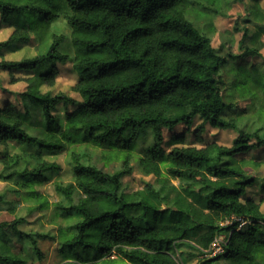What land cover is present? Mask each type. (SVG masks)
<instances>
[{"label": "trees", "instance_id": "1", "mask_svg": "<svg viewBox=\"0 0 264 264\" xmlns=\"http://www.w3.org/2000/svg\"><path fill=\"white\" fill-rule=\"evenodd\" d=\"M231 2L68 0L69 15L63 3L54 0H0L1 22L12 28L8 38L0 41V55L38 40L35 55L0 59V72L9 73L11 82L22 78L15 72L28 73L24 77L27 89L21 93L23 107L10 101L0 104V179L24 187L23 198L38 202L31 208L34 211L48 203L35 185L49 181L62 168L46 159V153L69 147L68 163L74 177L69 186L57 183L67 204L58 201L55 212L70 221L57 235L24 230L25 216L0 222V264H27L31 250L41 258L38 243L45 237L59 240V254L72 258L65 264H99L100 259L102 264H187V257H177L173 251L190 239L207 250L201 251L197 264H232L240 259L234 246V237L243 235L236 228L239 221L224 226L214 221L234 208L236 198L256 177L238 179L239 187H233L227 178L243 173L231 167L232 160L220 163L218 157L194 145L165 149V144L182 140L177 135L166 140L165 129L179 124L191 127L197 112H211L212 124L225 126L215 113L224 107L219 97L226 81L216 74L231 61L237 69L251 64V72L257 74L251 78L259 86L260 53L246 45L259 41L264 26L257 25L256 33L245 30L239 46L246 50L238 55L230 41L214 45L215 19L226 15L224 8ZM259 3L254 0L255 11L243 23H255L252 16L259 15ZM59 19L70 27V35L52 30V23ZM240 22L236 31H240ZM73 50L75 55H71ZM66 63L79 73L73 90L80 94V101L66 93L42 91V86H50L60 74L59 64ZM247 82L233 80L232 86ZM61 105L66 109L63 123L56 113ZM189 105L192 111H184ZM257 107L253 103L241 114ZM150 138L152 144L145 147ZM250 140L238 138L235 147L220 156H250L259 162V157L249 154L264 148V141L249 144ZM13 141L20 144V153H10ZM84 141L110 150L105 158L122 160V169L104 171L83 161L74 145ZM207 144L211 152L213 143ZM133 157L155 180L129 192L123 177L132 171ZM77 189L83 195L78 200L74 196ZM6 195L0 193V203ZM248 201L253 203L252 197ZM252 220L258 225L264 217L253 216ZM224 232L233 233L230 243L223 242V251L210 256L208 250ZM16 240L22 243L19 251L14 249Z\"/></svg>", "mask_w": 264, "mask_h": 264}, {"label": "rangeland", "instance_id": "2", "mask_svg": "<svg viewBox=\"0 0 264 264\" xmlns=\"http://www.w3.org/2000/svg\"><path fill=\"white\" fill-rule=\"evenodd\" d=\"M260 2V0H259ZM235 1H232L229 6H227L226 15H219L215 19V24L217 27L216 33L213 38L214 45L219 47L223 41H230L233 45V49L237 52L240 49L239 42L235 39V34L239 31L235 30V27H230L233 25V17L236 16V9L234 8ZM231 13V15L229 14ZM243 18H240L236 21H242ZM52 30L56 33H64L70 35L71 29L66 24L63 19H59L52 23ZM12 31V28L5 25L1 22L0 18V41L8 38ZM37 38H34L30 42H26L12 49L5 50L3 55H0V59L2 56H5L8 59H22L25 56H33L37 53ZM260 61V60H259ZM60 66V74L58 76L63 79L60 81L57 91L53 89L51 86L44 85L42 86V91L47 92H56L58 93H66L71 97H74L77 100H81V96L78 92L73 90V85L76 83L72 82L74 78V72L71 63L59 64ZM28 75L25 71L15 72V76L22 77L17 82H11V75L7 72H0L1 78V87H0V104L3 105L6 102L10 101L17 104L19 107H23L21 100V93L27 89V81L24 79ZM7 84L8 87L4 85ZM72 109L73 105L70 106ZM57 115L61 118L62 123L66 114V109L61 105L56 112ZM196 123V118L194 119L193 125ZM188 127L186 124H179L173 129H165L166 140L172 139L173 135H177L182 139L176 143L165 144V149L169 151L175 145H196L201 142L203 137L201 136L202 129L204 125H200L199 127L193 128ZM206 135V134H205ZM217 137L220 136V133L216 134ZM215 138H212L214 140ZM205 143L210 142L209 140H205ZM77 148L78 152L83 156V161L96 164L98 167L102 168L104 171L114 172L122 169L123 161L115 160L112 158H105V154L109 153L110 150H106L107 148L96 145L91 141H84L82 143H78L74 145ZM10 153H20L22 148L20 144L16 142H11L9 144ZM68 150H63L56 154L46 153L44 157L50 161H56L61 165V169L58 172H54L50 175V180L44 183L36 184L35 188L43 194V197L48 200L47 206L32 211V207L38 205V202L35 200H28L23 198L22 191L24 187L20 186L19 183L15 181L1 180L0 179V193L6 192V201L0 203V222L1 221H12L16 217L25 216L27 221L22 228L28 232L40 231L42 233H49L57 235L61 226H67L70 221L68 218L63 217L61 215L56 214L55 205L56 203L62 202L67 204V200L63 192L57 190V183H63L65 186H69L74 183V177L71 169V165L68 163L69 154ZM251 156L259 157V159L264 158V148L253 150L250 152ZM135 161V163H130L132 166V171L126 174L123 177V183L125 189L129 192L135 191L137 189H141L146 183L152 182L155 180V176L152 174L145 173L139 162L137 157H133L131 162ZM2 164L0 162V168ZM173 183L178 184V179H171ZM20 189V192L18 191ZM74 196L76 200L81 198L83 195L77 189L74 192ZM190 241H194L193 239L185 240L180 245L179 248L175 249L173 253L177 257L185 256L187 257V264H197L199 262L201 255V251L197 249V244L190 243ZM39 249L42 251L43 256L40 258L37 253L31 250L28 254L29 257L27 259V264H32L33 262L36 264L38 261L39 264H65L68 261H71L72 258H63L59 252V240L52 239L51 237H45L40 239L38 243ZM22 248V243L18 240L14 243V249L19 251ZM219 249V251H217ZM223 251V241L218 240L213 244L212 248L208 250L210 252V256L215 255ZM109 257L113 258L114 255H110ZM102 259L99 260V264H102ZM225 264V263H221Z\"/></svg>", "mask_w": 264, "mask_h": 264}, {"label": "clouds", "instance_id": "3", "mask_svg": "<svg viewBox=\"0 0 264 264\" xmlns=\"http://www.w3.org/2000/svg\"><path fill=\"white\" fill-rule=\"evenodd\" d=\"M55 3H63L64 10L71 14V10L67 8L68 0H54ZM231 2V0H229ZM254 0H235L234 8L236 16L233 17V25L236 26V21L240 18H246L250 13H253L255 9L252 7ZM259 15H253L252 19L255 21L254 24H245L242 21L239 23L240 31L235 34V39L240 42L245 36V30H248L249 34L256 33L259 31L257 25L264 26V0H260ZM231 15V13H229ZM246 49H258L260 53V59L262 66L259 76V86L252 80V75H257L251 72V64L248 65L247 69H237L233 65L235 61H231L226 68H222L216 75L223 78L226 83L224 88L221 89V95L219 97L224 107L220 108L219 112L215 113L217 121H223L225 126H220L219 123L216 125L212 124L213 113L209 112L205 115L203 112L196 113V123L193 128L204 125L201 136L203 139L200 143L194 145V148L204 149L207 154L213 157H218L219 162L223 163V160H232L233 167L237 172L243 173L242 176L229 177L226 182L233 187H239L235 184V181L240 179H247L249 177H256L255 181H252L250 186H245L244 191L234 201V208L224 214L222 213V219L214 221L215 223L221 224V226L233 223V221H239L236 228L239 232H242V236H236L235 247L241 253L240 259L232 264H264V220H261L258 225L253 224V216L264 217V199L260 198L264 196V190L261 185H264V158L259 162H256L252 157L248 156L244 159L233 156H220L221 152H227L228 150L235 147V141L239 139H245L251 137L248 141L249 144H255L257 141H264V31L260 32L258 42H250L246 45ZM246 49H238L239 52H243ZM227 51V50H226ZM75 51L71 55H75ZM219 55H226L220 53ZM254 62V61H253ZM226 74V75H225ZM79 73L74 74L72 80L78 79ZM63 78L60 76L55 77L54 81H50L49 84L53 89L59 90L58 85ZM233 80H247V84L233 87ZM8 87L7 84L4 85ZM54 95L56 92L53 93ZM258 98V101H257ZM253 103H258V107L254 111H248L244 113L245 109L249 108ZM230 106V107H229ZM184 111L191 112L192 106L189 105ZM259 117V118H258ZM220 133L217 137L216 134ZM206 134V135H205ZM212 138H215L212 140ZM167 139V137H165ZM205 140H209L213 143V150L208 151V144ZM152 144V139L148 140V144L145 147ZM131 163H135L132 161ZM131 166V164L129 165ZM203 175H207L206 172L201 170ZM213 181L216 178H212ZM200 185L198 187H202ZM205 196L208 192L204 193ZM248 197H252L253 203H249ZM166 205H161L165 207ZM254 209V211H249ZM142 215V213H140ZM231 217V218H229ZM246 217V218H245ZM233 237L232 232H224L218 236V242L223 241L225 245L230 243L229 238ZM194 243V241H190ZM200 251H207L202 246H197ZM219 251V249H217ZM36 264H39L37 261ZM195 264V262H193Z\"/></svg>", "mask_w": 264, "mask_h": 264}]
</instances>
